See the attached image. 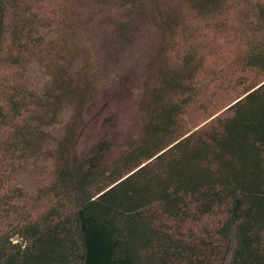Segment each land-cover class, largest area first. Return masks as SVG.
<instances>
[{
  "label": "trees",
  "instance_id": "16d2710c",
  "mask_svg": "<svg viewBox=\"0 0 264 264\" xmlns=\"http://www.w3.org/2000/svg\"><path fill=\"white\" fill-rule=\"evenodd\" d=\"M139 19L140 133L119 142L130 86L95 43ZM207 31L239 43L243 94L186 131ZM0 264H264V0H0Z\"/></svg>",
  "mask_w": 264,
  "mask_h": 264
},
{
  "label": "rangeland",
  "instance_id": "374dc122",
  "mask_svg": "<svg viewBox=\"0 0 264 264\" xmlns=\"http://www.w3.org/2000/svg\"><path fill=\"white\" fill-rule=\"evenodd\" d=\"M226 34L207 31L203 37V45L210 53L205 62V70L201 74L204 89L202 88L199 98L189 106L183 116L182 125L186 131L198 129L210 123L216 115L225 114L229 105L243 94L237 80L241 75L240 68L235 64L240 49L239 43L232 42V38ZM152 42L153 31L143 19H139L136 32L132 36L128 34L123 38V35L119 36L113 27H106L99 31V37L96 39L95 44L101 53L107 54L116 46V50L108 54L111 57L113 75L127 78L130 86L125 96L115 101L108 112L111 115L109 129L115 133L119 142L140 133L135 102L141 85L142 64L145 56L151 53ZM218 70L223 71L219 78L214 74V71ZM244 74L249 80L254 77V73L250 71ZM42 75V70L33 65L29 71V88L36 90L40 88L43 82ZM31 181L22 177L20 185L29 186Z\"/></svg>",
  "mask_w": 264,
  "mask_h": 264
}]
</instances>
